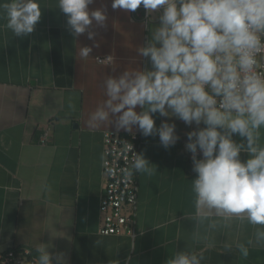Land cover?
Returning a JSON list of instances; mask_svg holds the SVG:
<instances>
[{
	"label": "crops",
	"instance_id": "obj_1",
	"mask_svg": "<svg viewBox=\"0 0 264 264\" xmlns=\"http://www.w3.org/2000/svg\"><path fill=\"white\" fill-rule=\"evenodd\" d=\"M39 3L41 19L26 37L5 28L0 11V252L22 247L36 252L41 242L53 255L63 253L67 264H166L175 251L184 249L203 254L202 264H264V246L250 247L247 258L235 249L224 251L225 242L251 238L253 226L233 222L205 232L192 220L191 181L196 174L185 144L186 133L196 125L158 113L153 114L155 125L174 123L179 139L165 149L158 136L141 135L140 153L153 172L138 173L136 235L99 233L102 133L116 129L90 128L87 117L106 99V75L151 68L137 49L159 21L156 13L146 16L143 8L134 13L113 10L111 0H94L90 9L107 10L106 28L94 29L100 47L81 58L80 46H92L93 41L86 33L70 34L57 0ZM104 55H110L111 62L97 61ZM233 140L240 143L243 138L234 135ZM259 143L264 146V128ZM197 158H202L199 153ZM240 158L246 161L248 153ZM196 231L207 239H194Z\"/></svg>",
	"mask_w": 264,
	"mask_h": 264
},
{
	"label": "clouds",
	"instance_id": "obj_2",
	"mask_svg": "<svg viewBox=\"0 0 264 264\" xmlns=\"http://www.w3.org/2000/svg\"><path fill=\"white\" fill-rule=\"evenodd\" d=\"M93 3L57 0L70 34L86 33L93 41L92 46H80L81 58L100 47L94 29L106 28L108 19L104 6L89 8ZM141 6L147 14L156 13L159 21L137 49V56L146 58L151 68L106 75V99L88 114L87 125L93 129L111 125L128 133L136 128L144 137L158 136L168 149L179 139L175 124L162 121L157 127L153 114L195 124L186 133L185 144L196 174L191 181L192 220L205 232L231 227L233 222L253 226L247 241L224 244V251L235 249L247 258L250 247L264 246V146L259 143L264 128V72L258 71V56L264 54V0H111L113 10L134 13ZM0 11L4 27L16 37L31 34L42 15L39 0H6L0 2ZM234 135L243 140L235 142ZM127 151H133L132 144ZM242 152L249 157L244 162ZM150 165L143 153L135 152L126 176L151 175ZM42 187L50 190L47 184ZM193 237L207 239L199 231ZM48 248L36 244L38 264H67L63 253L53 255ZM203 260V254L184 249L175 251L166 264Z\"/></svg>",
	"mask_w": 264,
	"mask_h": 264
},
{
	"label": "built area",
	"instance_id": "obj_3",
	"mask_svg": "<svg viewBox=\"0 0 264 264\" xmlns=\"http://www.w3.org/2000/svg\"><path fill=\"white\" fill-rule=\"evenodd\" d=\"M139 8H143L142 6ZM145 15L147 13L145 11ZM97 59L101 63H109L107 57ZM111 57V56H110ZM258 71L264 72V54L258 56ZM50 128L42 134L40 142L46 143ZM103 161L102 175L104 191L100 198L99 212L101 226L99 233L103 235H136V219L138 209V173L129 179L126 170L130 168L135 152L141 150V134L105 130L102 133ZM132 144L133 151H127ZM0 264H38V257L32 255L31 249L22 247L0 252Z\"/></svg>",
	"mask_w": 264,
	"mask_h": 264
},
{
	"label": "trees",
	"instance_id": "obj_4",
	"mask_svg": "<svg viewBox=\"0 0 264 264\" xmlns=\"http://www.w3.org/2000/svg\"><path fill=\"white\" fill-rule=\"evenodd\" d=\"M43 133H44V132H43ZM31 253H32V255L37 256V257H38V255H39V254H37L34 250H31Z\"/></svg>",
	"mask_w": 264,
	"mask_h": 264
}]
</instances>
